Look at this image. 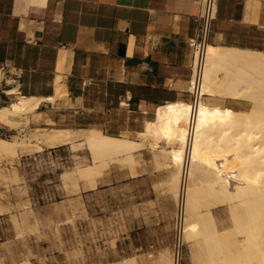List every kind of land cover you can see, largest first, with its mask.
Instances as JSON below:
<instances>
[{
    "label": "crops",
    "instance_id": "crops-1",
    "mask_svg": "<svg viewBox=\"0 0 264 264\" xmlns=\"http://www.w3.org/2000/svg\"><path fill=\"white\" fill-rule=\"evenodd\" d=\"M200 12V0H0V106L15 89L46 99L29 124L133 137L160 106L192 102ZM210 44L264 52V0H219Z\"/></svg>",
    "mask_w": 264,
    "mask_h": 264
},
{
    "label": "bare ground",
    "instance_id": "bare-ground-1",
    "mask_svg": "<svg viewBox=\"0 0 264 264\" xmlns=\"http://www.w3.org/2000/svg\"><path fill=\"white\" fill-rule=\"evenodd\" d=\"M7 92L14 99L0 106V123L15 128L39 115L45 98L21 95L15 89ZM217 97L231 101L227 106L210 101ZM156 110L138 134L167 155L170 189L182 204V233L195 243L197 264H264V52L208 43L195 102H168ZM72 130L51 128L46 146L70 142ZM17 136H0V151L44 148L42 138L22 142ZM160 140L176 145L161 147ZM83 145L92 162L63 176L76 173L95 185L101 168L129 160L143 143L92 127L84 140L73 143L75 148ZM222 204L228 208L227 226L218 223L212 211ZM171 258L164 260L174 264ZM129 262L125 258L115 264Z\"/></svg>",
    "mask_w": 264,
    "mask_h": 264
},
{
    "label": "rangeland",
    "instance_id": "rangeland-1",
    "mask_svg": "<svg viewBox=\"0 0 264 264\" xmlns=\"http://www.w3.org/2000/svg\"><path fill=\"white\" fill-rule=\"evenodd\" d=\"M29 123H0L6 127L2 137L42 138L44 144L39 151H0V264H115L125 258L129 264H168L164 259L173 256L182 204L170 189L172 172L161 148L135 133L131 138L148 151L101 168L92 185L76 173L63 176L92 162L86 145L73 146L88 129H74L70 142L48 147L44 140L58 126ZM160 141L161 147L176 145ZM212 211L218 223L228 225L226 204ZM180 221L182 264H197L195 243L184 238Z\"/></svg>",
    "mask_w": 264,
    "mask_h": 264
},
{
    "label": "built area",
    "instance_id": "built-area-1",
    "mask_svg": "<svg viewBox=\"0 0 264 264\" xmlns=\"http://www.w3.org/2000/svg\"><path fill=\"white\" fill-rule=\"evenodd\" d=\"M201 12L198 16V35L191 39L190 44L194 49V61L192 65V79H191V94L194 101L198 97L200 79L205 62V51L207 44L210 43V37L212 33L213 23L216 19L218 12L219 0H200ZM178 219V238L173 249V263L182 264L183 260V242L181 241V219Z\"/></svg>",
    "mask_w": 264,
    "mask_h": 264
}]
</instances>
